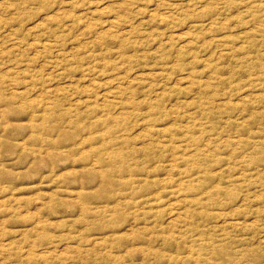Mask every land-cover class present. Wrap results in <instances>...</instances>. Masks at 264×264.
<instances>
[{"label": "rangeland", "instance_id": "374dc122", "mask_svg": "<svg viewBox=\"0 0 264 264\" xmlns=\"http://www.w3.org/2000/svg\"><path fill=\"white\" fill-rule=\"evenodd\" d=\"M0 264H264V0H0Z\"/></svg>", "mask_w": 264, "mask_h": 264}]
</instances>
